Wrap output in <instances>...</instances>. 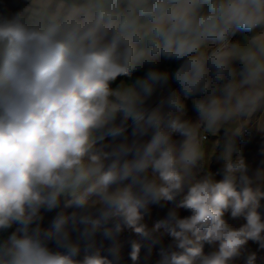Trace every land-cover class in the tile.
Instances as JSON below:
<instances>
[{"label": "clouds", "instance_id": "1", "mask_svg": "<svg viewBox=\"0 0 264 264\" xmlns=\"http://www.w3.org/2000/svg\"><path fill=\"white\" fill-rule=\"evenodd\" d=\"M237 31L254 34L233 43ZM161 59L180 62L171 79L185 99L206 94L193 100L196 123L182 120L176 92L149 105L167 72L111 86ZM258 111L264 116V0H30L14 15L0 13V230L19 225L0 243V264H114L115 249L113 260H75L72 233L90 239L115 218L106 236L128 228L147 237L143 210L178 196L175 208L191 215L172 210L155 224L172 238L158 264H235L249 241L264 249L262 173L250 176L243 159L231 158L233 137ZM129 120L134 138L105 150L100 142ZM225 126L232 136L222 178L197 179L207 158L201 129L216 135ZM61 197L81 211L59 214L42 239L30 225ZM226 215L246 223L233 228ZM140 251L133 242L134 264ZM254 261L248 254L246 264Z\"/></svg>", "mask_w": 264, "mask_h": 264}, {"label": "rangeland", "instance_id": "2", "mask_svg": "<svg viewBox=\"0 0 264 264\" xmlns=\"http://www.w3.org/2000/svg\"><path fill=\"white\" fill-rule=\"evenodd\" d=\"M30 0H0V13H6L8 15H14L17 12L22 11L28 6ZM254 33L247 31H237L230 37L233 43L243 42L245 38L252 36ZM178 61L169 60L165 61L161 59L154 64H145L142 67L133 71L131 77L121 76L118 77L115 82L112 83V87L116 88L123 84H134L139 79L146 78V75L151 70H157L161 72H167L169 74V83L163 88H158L149 101V105L155 107L161 99H165L171 92L180 94L179 85L171 79L172 74L179 67ZM234 67L237 69L242 68L240 61H234ZM227 80L222 81L221 84L226 83ZM181 99L185 104V111L182 120L196 123L199 120V114L193 106L194 99H202L206 94H197L193 97L185 99L182 94ZM164 111H168L165 106ZM264 125V116L261 112H257L251 121L243 128L242 133L233 137L234 151L232 153V160L234 162L243 159L247 168L248 174L254 176L257 171L262 173L261 178L257 181L256 186L264 191V130H261L258 126V122ZM132 124V125H131ZM228 126H225L219 130L216 135L205 133L201 129L202 135L207 136L205 141L206 148V163L203 168L197 167L194 169L197 179L203 178L208 173H211L215 179L219 180L222 177L217 175L223 167L222 153L224 150L227 139L232 136V133L227 130ZM134 125L131 120L125 125L124 131L119 136H106L100 144L105 146V150H110L111 147L123 142L124 140L131 141L133 137ZM151 134L145 139H150ZM172 139L177 145L183 142L184 137L179 133H173ZM234 175L239 177L240 173L237 172ZM181 197L178 196L176 201L168 202L161 200L158 203H149L146 210H143L142 223L146 226V231L149 233L147 237H142L135 233L133 230L124 228L119 233H113L110 237L104 234V228H112L115 223V218L110 220L104 227L98 230L90 239H81L76 232L72 233V241L79 245V252L74 257L77 261H83L86 255L99 254L100 256L107 257L113 260L112 250H117L119 254V260H114V264H134L130 258L131 245L133 242H137L141 245V251L139 254V260L135 264H158L161 250H167L172 243V238L163 229L155 230V224L167 218L168 213L172 210H176L178 215L183 218L191 215L189 210L176 209L175 204ZM71 197H61L58 205L55 208L49 210L46 206L40 208L38 212V218L30 225L31 230L39 229V235L43 239L45 234L54 231L53 224L56 217L63 213L66 216L71 217L73 213H79L80 208L74 204L65 206L67 200ZM261 208L258 211L264 213V199L260 200ZM226 219L231 227L238 228L242 224L246 223L243 219L234 220L230 216L226 215ZM19 227L17 224H13L7 230H0V243L7 240V238ZM48 247L53 251H64V249H58L54 242L48 241ZM205 253L211 249L208 245H205ZM250 253H255L254 264H264V249L260 248L255 242L249 241L246 245V251L243 256L235 261V264H246V257Z\"/></svg>", "mask_w": 264, "mask_h": 264}, {"label": "water", "instance_id": "3", "mask_svg": "<svg viewBox=\"0 0 264 264\" xmlns=\"http://www.w3.org/2000/svg\"><path fill=\"white\" fill-rule=\"evenodd\" d=\"M132 125V124H131Z\"/></svg>", "mask_w": 264, "mask_h": 264}]
</instances>
